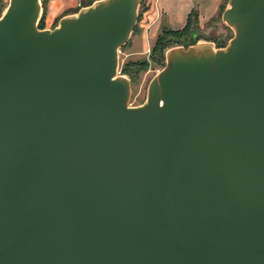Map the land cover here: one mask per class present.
<instances>
[{
  "label": "water",
  "instance_id": "1",
  "mask_svg": "<svg viewBox=\"0 0 264 264\" xmlns=\"http://www.w3.org/2000/svg\"><path fill=\"white\" fill-rule=\"evenodd\" d=\"M42 1L0 17V264H264V0H228L226 48L170 49L137 108L142 0L52 30Z\"/></svg>",
  "mask_w": 264,
  "mask_h": 264
},
{
  "label": "rangeland",
  "instance_id": "2",
  "mask_svg": "<svg viewBox=\"0 0 264 264\" xmlns=\"http://www.w3.org/2000/svg\"><path fill=\"white\" fill-rule=\"evenodd\" d=\"M46 1H42V9ZM228 0L224 4L226 9ZM9 0H0V17L5 13ZM219 17L204 24L196 23L184 36L175 40L174 37H166L164 42L159 39L161 30L155 31L158 13L156 8L142 0L139 10V18L136 28L129 40L119 53V75L127 78L131 83V96L129 106L141 107L148 99V89L153 79L166 67L167 52L175 47L188 48L198 43H213L216 49H224L234 37V31ZM147 13V17L145 14ZM77 14V13H76ZM54 24V28L58 26ZM39 28L46 29L45 20L39 21ZM53 28V29H54ZM52 30V29H51ZM169 40V41H168Z\"/></svg>",
  "mask_w": 264,
  "mask_h": 264
},
{
  "label": "crops",
  "instance_id": "3",
  "mask_svg": "<svg viewBox=\"0 0 264 264\" xmlns=\"http://www.w3.org/2000/svg\"><path fill=\"white\" fill-rule=\"evenodd\" d=\"M42 18L46 29H53L54 24L62 18L72 16L81 9L89 7L100 0H45ZM151 10L156 8L158 19L155 31L165 25L172 30H182L188 23L192 11H197L198 22L204 25L216 19L226 0H144ZM147 17V13L145 14Z\"/></svg>",
  "mask_w": 264,
  "mask_h": 264
},
{
  "label": "trees",
  "instance_id": "4",
  "mask_svg": "<svg viewBox=\"0 0 264 264\" xmlns=\"http://www.w3.org/2000/svg\"><path fill=\"white\" fill-rule=\"evenodd\" d=\"M223 10H224V6H222V8H221L220 14L222 13ZM220 14H219V16H220ZM197 18H198L197 11H195V10L192 11V13L190 14V16L188 18L187 25L182 30H172V29L168 28L167 26L163 25L162 28H161L162 35H161L159 41L160 42H164L166 37L167 38L168 37H174L175 40H178L180 37L184 36L186 34V32L191 27H193V25H195L196 23H198V19ZM43 20H44V18H42V21Z\"/></svg>",
  "mask_w": 264,
  "mask_h": 264
},
{
  "label": "built area",
  "instance_id": "5",
  "mask_svg": "<svg viewBox=\"0 0 264 264\" xmlns=\"http://www.w3.org/2000/svg\"><path fill=\"white\" fill-rule=\"evenodd\" d=\"M158 19V18H157Z\"/></svg>",
  "mask_w": 264,
  "mask_h": 264
}]
</instances>
